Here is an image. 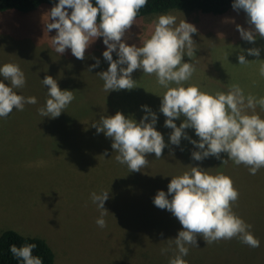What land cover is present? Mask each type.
I'll return each mask as SVG.
<instances>
[{"label": "rangeland", "instance_id": "374dc122", "mask_svg": "<svg viewBox=\"0 0 264 264\" xmlns=\"http://www.w3.org/2000/svg\"><path fill=\"white\" fill-rule=\"evenodd\" d=\"M52 7L0 12V67L18 64L26 84L15 91L37 98L36 104H26L23 111L13 110L8 118H0V235L11 229L45 239L55 254V264H169L172 252L161 254V249L167 247L168 239L178 236L182 225L167 209L156 207L151 198L160 190L167 193L171 174L182 175L191 165L233 179L239 191L233 211L252 225L260 247H249L237 238L221 240L199 247L184 259L192 264H264V168L252 175L243 164L237 166L229 160L223 165V160L229 159L227 153H221L219 159L212 156L195 161L191 154L199 149L189 139L172 145L173 129L165 127L166 117L160 112L166 89L156 76L138 69L132 74L137 88L104 91V82L97 76L109 67L103 57V37L90 45L83 60L70 49L62 55L56 53L50 38L57 30L45 32L43 20ZM167 13L177 17V24L185 19L197 28L193 34L196 56H184V62L195 63L196 72L185 87L199 85L214 93L226 92L229 85L238 83L246 95L264 96L258 62L239 65L241 54L250 62L264 60V38L257 36L255 43H250L237 29V25L252 27L243 10L212 15L174 9L144 16L136 20L124 41L142 46L141 38H149L154 29L153 21ZM250 48H259L260 55H248ZM113 59H118L116 52ZM97 60L99 66L89 71ZM48 75L57 80L61 90L75 95L58 118L38 113L48 98V88L42 84ZM0 81L10 86L2 76ZM142 105L157 114L155 127L168 147L161 159L148 154L147 167L130 172L127 165L116 161L112 139L98 133L92 124L117 112L139 123L145 115ZM256 112L264 118L259 107ZM184 119H177V126ZM185 131L199 141L194 129ZM104 191L109 192L104 204L108 213L103 217L106 227L101 228L96 223L101 210L91 194Z\"/></svg>", "mask_w": 264, "mask_h": 264}, {"label": "clouds", "instance_id": "9594fccd", "mask_svg": "<svg viewBox=\"0 0 264 264\" xmlns=\"http://www.w3.org/2000/svg\"><path fill=\"white\" fill-rule=\"evenodd\" d=\"M147 4L148 0H95L94 6L92 0H59L43 17L44 31L57 30L50 38L56 53L62 55L70 49L80 60L85 58L90 45L103 37L106 45L103 57L109 67L97 76L104 82V91L137 88L132 74L138 69L144 74L155 75L157 83L166 89L160 112L166 117L165 127L173 129L171 144L179 146L182 138L189 139L199 149L191 154L195 161L212 156L219 159L221 153H227L229 159H224L223 165L231 160L237 166L248 167L250 174L255 175L264 168V118L256 112L257 107L264 111V96L246 95L238 83L229 85L226 92L214 93L201 90L199 85L185 87V82L196 72L195 63L184 62V56L191 59L196 56L193 34L197 28L185 19L177 24V17L171 13L161 14L153 21L154 29L149 38H141L142 46L129 45L123 38ZM232 6L237 11L243 10L252 26L245 29L237 25L242 39L255 43L257 36L264 38V0H234ZM68 9H71L70 14ZM114 52L118 59H113ZM247 52L260 55L259 48H250ZM238 60L242 66L258 62L259 75L264 77V60L250 62L243 54ZM98 66L99 60L89 71ZM0 76L10 82L9 86L0 81V118H8L13 110L23 111L26 104L37 103L35 96L25 97L15 91L26 84L25 73L18 64H4L0 67ZM42 84L48 88V98L38 113L42 117L58 118L75 99L74 91L61 90L50 75ZM173 84L176 86L172 87ZM141 107L145 115L139 123L117 112L114 116H101L92 124L98 133L103 132L112 139L116 161L127 165L130 172L147 167L148 154L154 153L161 159L163 150L168 147L155 127L157 114L147 105ZM182 116L185 119L177 126L175 121ZM189 128L195 130L199 141L188 136L185 130ZM91 199L101 210L96 223L104 228L103 217L108 213L104 204L109 192H93ZM238 199L239 191L230 176L191 165L189 171L171 179L167 193L158 191L154 205L167 209L182 225L178 236L168 239L167 247L161 249V254L173 253L169 264H188L184 257L189 254L190 247H199L198 237H203L207 244L237 238L249 247H260V240L251 231L252 225L233 211ZM36 248L35 243L19 247L12 244L9 251L22 264H43L40 256L33 255Z\"/></svg>", "mask_w": 264, "mask_h": 264}, {"label": "trees", "instance_id": "16d2710c", "mask_svg": "<svg viewBox=\"0 0 264 264\" xmlns=\"http://www.w3.org/2000/svg\"><path fill=\"white\" fill-rule=\"evenodd\" d=\"M59 0H0V12L15 10L18 12H29L41 5L55 6ZM95 6V0H92ZM234 0H148L145 8L140 10L137 19L163 13L170 10H199L206 14L222 15L233 8ZM71 12V9H68ZM177 151L175 155H177ZM25 243H35L37 248L33 250L34 256H40L43 264H55V254L47 241L41 237L24 236L15 230H5L0 235V264H22L9 251L12 244L18 247Z\"/></svg>", "mask_w": 264, "mask_h": 264}, {"label": "crops", "instance_id": "0c3cea01", "mask_svg": "<svg viewBox=\"0 0 264 264\" xmlns=\"http://www.w3.org/2000/svg\"><path fill=\"white\" fill-rule=\"evenodd\" d=\"M230 12H232V11H236L234 8H232V9H230L229 10ZM227 12V13H230V12ZM225 14V13H224ZM223 15V14H222ZM171 176L172 177H175V176H178L177 174L176 175H172L171 174ZM144 181V180H143ZM152 199V201H154V197H152L151 198ZM197 242H198V244H199V247H201V246H203V245H205V244H207V242L203 239V237H201V238H198L197 239ZM212 244H214V243H212ZM199 247H190V249H189V253H192L193 251H196V250H200V248ZM171 252V251H170ZM170 254H173V253H170ZM187 262H188V264H192L191 262H190V260H186Z\"/></svg>", "mask_w": 264, "mask_h": 264}]
</instances>
